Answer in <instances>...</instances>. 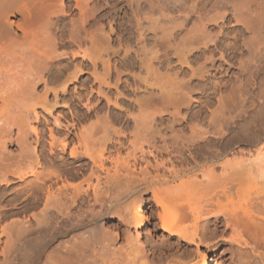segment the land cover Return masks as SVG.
Masks as SVG:
<instances>
[{
  "label": "bare ground",
  "instance_id": "1",
  "mask_svg": "<svg viewBox=\"0 0 264 264\" xmlns=\"http://www.w3.org/2000/svg\"><path fill=\"white\" fill-rule=\"evenodd\" d=\"M263 6L264 0H0V155L9 146L19 150L0 160L4 263L22 261L25 245L30 251L35 243L27 233L47 232L55 212L80 219L83 194L93 199L90 209L96 212L97 203L101 209L119 205L145 186L163 209L151 210L163 241L177 242L149 250L142 245L141 229L151 223L142 207L144 189L133 207L122 204L110 215L135 229L142 252L137 264H209L207 251L217 245L218 233L228 231L241 255L237 264H264V143L247 150L248 156L243 147H212L208 134H224L226 111L203 117L193 108L222 91L218 77L239 50L264 52ZM126 34H134V44ZM133 54L136 72L129 66ZM209 80L214 82L208 88ZM216 98L225 103L222 93ZM78 103L95 122L81 124ZM123 113L132 124L129 135L113 124ZM61 128L67 130L62 136ZM122 138L129 141L125 155ZM68 151L78 162L81 156L89 159L90 168L77 163L74 177L86 176L80 183L64 176L71 162L57 160ZM165 167L169 175L161 174ZM210 188L198 202L178 204L189 191ZM161 195L173 197L174 211ZM190 219L193 229L183 224ZM191 244L198 251L205 247L196 261L183 248ZM244 253L252 256L244 260Z\"/></svg>",
  "mask_w": 264,
  "mask_h": 264
},
{
  "label": "rangeland",
  "instance_id": "2",
  "mask_svg": "<svg viewBox=\"0 0 264 264\" xmlns=\"http://www.w3.org/2000/svg\"><path fill=\"white\" fill-rule=\"evenodd\" d=\"M210 8L212 10V7L209 6V9ZM128 28L129 30L131 29L130 26ZM242 34H244V36H246L247 38L249 37L251 38L252 36L249 33H246L244 31H242ZM134 37H135L134 34H126L124 39L127 42L134 44L135 42ZM118 59H119L118 56L116 55L112 56V64L115 65L118 62ZM241 60H245L246 63L248 62V64H246V67L239 66L240 64L239 61ZM129 66H130V69L133 70L134 72L138 71V63H137L136 56L134 54L132 55ZM225 66L223 67L224 72H222L223 71L222 69L220 71L222 73H220L218 77L220 78L219 81L222 82V85L224 87V88L222 87V91L218 92V94L219 96H220V93L223 94L225 103L220 104L218 102L219 98L218 100L216 98L218 97V94L217 96L216 94L214 95L212 94L208 100L207 105L206 104L201 105L200 103L196 102L193 108L196 113L197 112L198 114L200 113V115H202L203 117L210 116L212 111H215V112L217 111L219 113L220 110L221 109L223 110L224 108V111H226L225 112L226 119H224L225 122L223 121L222 126H221V129H223L224 134L220 135L221 137L218 135L215 136L214 133L211 131L210 135L208 134V136L213 141L215 140L214 142L212 141L211 146L213 145L212 147L216 146L217 148H219L220 146V148L221 149L223 148L222 150L224 151L229 150L231 147H238V146L243 147V151L247 153L243 151L242 152L248 156L249 151L247 150L252 148V146H255V144L258 145V143H264V52L263 50H260L257 53L254 52V54L252 53L250 55V52L246 49L239 50L234 55L232 66L230 67L229 65L228 66L225 65ZM225 70L228 72H226ZM103 72L104 71L101 69L100 73L103 74ZM126 75H127L126 77L128 78L131 77L130 73L128 74V72ZM86 77L87 75L84 76V78ZM213 82L214 81L211 82L210 80L207 81V84H209L207 85V87L209 88ZM125 93L129 95L131 93V95H133L132 91L130 92V90L128 89H126ZM199 95L200 93L196 94L195 97L199 99L200 97ZM125 102L129 105V102L127 101ZM224 104H226L227 106L226 107L223 106ZM74 108L76 109V111H78L77 113L81 116L80 118L83 119V121H81V124L84 123L83 125H85L86 123V125H89V122L92 123V121L96 120L95 119L96 117L94 115L93 116L88 115L87 109L85 108V106H83L82 103H78L74 105ZM104 109L101 111V115L106 114L107 108H104ZM117 111L118 109H114V112H117ZM58 112L60 113L66 112V114H69L67 113V109L66 111H64L63 109L60 108V110L58 109ZM87 116L88 117L91 116V117L88 119ZM117 120H115L113 124L116 125L117 128L121 127L124 130L126 129V132H127L126 134L129 135L128 133H131L130 130L132 131V124L131 123L128 124L129 122H127L126 120L125 113L121 114L120 118H117ZM43 124L45 125V122H43ZM65 132H67V130L65 128H61L60 130L61 136ZM71 136L72 138H74V134H72ZM122 140L123 142L126 141L128 144L127 145L125 142V145H124L125 147H122L120 149V152L123 151L122 153L123 155H125L127 154L126 153L128 150L127 148H130L128 147L129 141H128V138L126 140L125 138H122ZM116 146H117V143H112L111 145H109V148L114 149L115 151V149L118 148V146L117 148H114ZM213 149H216V148H213ZM136 152L138 153V156H139L140 151L139 152L136 151ZM17 153H19L17 146H9L5 154L1 153L0 160L5 159L6 156L8 158V155H10L11 157H13L12 155L17 156ZM59 157H60V153L57 158L59 162L63 161V159L68 161L69 163L71 162V165H69V168H70L69 173L64 175L65 178H67L66 180H69L72 183L73 182L80 183L85 180L83 178H86V176L84 177L83 175L79 174L77 178H79L80 176L82 177L77 179L76 177H74V174H75V171H77L78 169L77 163L79 162L84 163V164L87 163L85 164L86 168L88 167L90 168V164H89L90 162L88 158L86 159L84 156L83 157L81 156V158L79 157L80 159L78 162L75 159L70 158L69 151L66 154H62L61 158ZM223 159H226V158H223ZM223 159H221V161H224ZM191 163H194V162H191ZM108 165H110V163H108ZM194 165L195 163L192 164V166ZM165 169L166 170H164V168L161 169L160 171L161 174H163L164 171H165L164 174L168 173V170L166 167ZM88 172H89V169L88 170L86 169V173L84 175L88 176L87 174ZM70 173H72L73 176ZM169 174L170 173H168V175ZM189 175L191 176L192 173L191 174L189 173ZM189 175H186L184 179L187 178ZM103 186H105V184ZM144 189L146 190L145 186H142L135 194L132 193L133 194V195L131 194L132 196H129V197L127 196L128 198H125L126 196L125 197L123 196L124 199L123 197L120 199L121 202L119 205L111 206L108 203L107 205L105 204L106 205L104 206L105 209L104 208L101 209L100 203H97L95 207L96 212H93V211L91 212V209H90L93 206L92 203H94L93 199L91 197L89 198V196H87L86 194L85 195L83 194L82 203H81L82 207L79 213L80 219H76L74 216H67V215L55 212V215H54L55 217L52 215L53 219L51 218V225H50L49 230H47V232H42V233L37 232L36 233L31 230V232L27 233V234H30L31 236L29 238L31 239L33 238L32 242H35L34 244L31 243V246H30L33 249L30 248V251H29V247L25 245L24 247L25 249H23L24 250L23 253H25L24 255H26L24 257L25 259L23 258L22 261L21 260L19 262L16 261L15 263L18 262L17 264H137V260H138L137 257L140 256L142 252L141 250H139V248H137V245L139 243L137 242V240H134L135 237H133L134 236L133 234L135 233V229L126 224H119V219L117 217L110 218V215L112 213L116 214L119 210L123 209L122 204L125 207L127 205L128 209L133 207L132 205L138 202V198L140 197L141 191H143ZM145 190L141 194V197L144 199V203L142 204V207L147 212V214L150 215L151 223H147L145 227L141 229V234H142L141 242L143 243L142 245L146 248V250H149L154 244L163 242L162 243L163 245L166 241H163L162 235L164 234V231L162 229H159L158 225L156 224L157 210L163 211V209L162 207H159V205H157L158 203L155 204L156 202H155V198H153L152 190H146V191ZM212 190L213 188L205 189L202 192L201 191L200 192H196V191L190 192L189 191L188 193L183 195L181 202L178 204L179 205L186 204V206H188V204H192V202L194 204V202L195 203L198 202L197 200H199V198L202 199V197L203 198L207 197L211 193ZM260 192L261 194L263 193L262 195L260 194L261 196H263L264 190L260 189ZM138 194H139V197H138ZM134 195H136L135 197H137L136 198L137 201ZM125 200H126V204H125ZM162 200L166 202L167 205L166 204L165 205L166 207H168L169 211L175 210L177 203L173 199V197L161 195L160 201ZM128 205H130L129 206L130 208L128 207ZM37 210L38 209H36V211ZM151 210H153L154 213L156 211V214L151 215L152 214ZM25 216L26 214H21L18 217L21 220L23 219L25 220ZM73 218L75 219L73 220ZM183 224L184 226L190 229H193V222L191 219L188 221H185ZM113 229L118 231L117 236H116V233H114ZM218 235H221L223 238H219L221 236H218ZM218 235H217L218 238L216 237V241H215L217 242L218 246L216 245L215 248H212L210 251H207L209 264H237L239 261L237 262L235 259L240 258L241 255L239 256V253H237L238 257L236 256L237 251L234 250L235 247L232 246V244L235 245V243L231 241L230 239L231 231L224 232L223 235L218 233ZM173 241L177 242V239L170 240L169 244H173L174 246L175 243ZM169 244L168 242H166L164 245L168 246ZM183 248L187 250L188 254L191 255V259L195 261L199 259L198 252L205 251V247H201V249L198 251L197 247L193 244H191L190 246L184 245ZM231 250H234L235 252ZM248 254L244 253V257H242V259L245 260V258H248L246 257V255L247 256L251 255V253L249 255ZM242 259H239V260H242ZM2 263L5 264L3 255L0 253V264Z\"/></svg>",
  "mask_w": 264,
  "mask_h": 264
}]
</instances>
